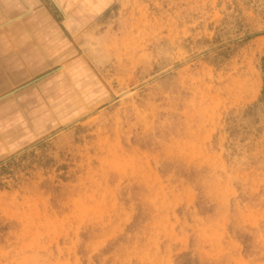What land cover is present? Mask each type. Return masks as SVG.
I'll use <instances>...</instances> for the list:
<instances>
[{
	"label": "rangeland",
	"instance_id": "374dc122",
	"mask_svg": "<svg viewBox=\"0 0 264 264\" xmlns=\"http://www.w3.org/2000/svg\"><path fill=\"white\" fill-rule=\"evenodd\" d=\"M33 3L0 264H264V0Z\"/></svg>",
	"mask_w": 264,
	"mask_h": 264
},
{
	"label": "crops",
	"instance_id": "0c3cea01",
	"mask_svg": "<svg viewBox=\"0 0 264 264\" xmlns=\"http://www.w3.org/2000/svg\"><path fill=\"white\" fill-rule=\"evenodd\" d=\"M33 2L35 0H0V78L13 77L17 73L14 67L17 59L35 53V44L30 40L35 15ZM40 10L37 13L43 12V8Z\"/></svg>",
	"mask_w": 264,
	"mask_h": 264
},
{
	"label": "trees",
	"instance_id": "16d2710c",
	"mask_svg": "<svg viewBox=\"0 0 264 264\" xmlns=\"http://www.w3.org/2000/svg\"><path fill=\"white\" fill-rule=\"evenodd\" d=\"M255 107H257V104ZM252 108L253 107L250 106L247 111L252 110ZM241 237L243 238L242 242H244L245 248L247 249L248 245L245 241L248 237L246 235H242ZM181 258H182L181 264H198V259H195L190 252L182 253Z\"/></svg>",
	"mask_w": 264,
	"mask_h": 264
},
{
	"label": "water",
	"instance_id": "95a60500",
	"mask_svg": "<svg viewBox=\"0 0 264 264\" xmlns=\"http://www.w3.org/2000/svg\"><path fill=\"white\" fill-rule=\"evenodd\" d=\"M6 95H7V94H5V95H3V96H6ZM3 96H2V97H3ZM2 97H0V98H2Z\"/></svg>",
	"mask_w": 264,
	"mask_h": 264
}]
</instances>
